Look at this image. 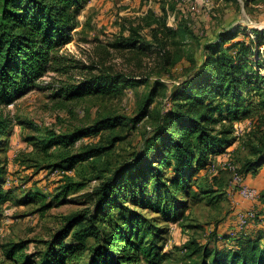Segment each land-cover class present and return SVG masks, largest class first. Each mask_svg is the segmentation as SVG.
Returning <instances> with one entry per match:
<instances>
[{"label":"rangeland","instance_id":"obj_1","mask_svg":"<svg viewBox=\"0 0 264 264\" xmlns=\"http://www.w3.org/2000/svg\"><path fill=\"white\" fill-rule=\"evenodd\" d=\"M87 4L91 6L80 12L71 40L57 51L56 67H64V71L46 73L24 96L7 106L13 116V141L6 154L0 153L7 170L4 189L10 190L0 207V264H39L46 242L64 226L66 217L93 209V193L105 177L142 152L157 118L149 112L135 126L125 123L101 130L68 149L53 146L43 151L46 131L63 135L103 117H133L155 83L159 89L150 96L155 101L150 111L154 106H168L169 91L192 68L206 43L235 30L238 39L248 40L243 33L252 37L253 31L264 28V0H90ZM130 28L136 29L137 38L145 39L146 44L130 47L119 43L113 47L112 43L128 37ZM165 28L176 36L166 37ZM153 32L160 40L152 38ZM140 45L145 50L139 49ZM106 71L122 73L139 83L115 96L86 95L68 100L64 95H54L62 83H77ZM235 123L239 134L233 147L228 148L230 156L226 161L223 156L198 175L204 187L216 179V200L202 195L188 200L180 194L187 204L178 222H171L156 210L157 196L149 184L145 197L127 193L120 200L122 207L110 208L113 222L133 218L129 225L140 232L141 243L154 242L157 252L165 254L160 264H200L202 256L195 252L192 241L212 249L228 245L233 238L263 231L256 227L264 224V166L254 176L243 178L244 185L257 190L256 200L243 199L239 187L230 185L235 173H242L244 161L264 147V108L255 105L247 119ZM87 147H104L106 152L79 161L65 170L68 174L62 173L64 168L55 167L65 151L75 155ZM225 163L236 167L235 171L225 168ZM68 180L76 184L61 197ZM80 183L83 186L75 188ZM30 190L40 191L43 197L32 200ZM240 210L255 215L243 228L236 219ZM149 227L156 229L155 238ZM251 229L258 230L251 233ZM13 244L22 250L9 256L7 250Z\"/></svg>","mask_w":264,"mask_h":264},{"label":"trees","instance_id":"obj_2","mask_svg":"<svg viewBox=\"0 0 264 264\" xmlns=\"http://www.w3.org/2000/svg\"><path fill=\"white\" fill-rule=\"evenodd\" d=\"M89 1L0 0V153L6 154L12 142L13 116L7 106L24 96L46 73L64 71V67H56L57 51L71 40L78 16ZM164 32L166 37L176 36L171 29L165 28ZM238 33L226 31L203 46L192 68L169 91L168 106H154L150 111L155 103L150 96L159 89L155 83L133 117H103L63 135L45 132L43 151L53 146L68 149L101 130L125 123L135 126L149 112L157 118L142 152L105 177L93 193V209L66 217L64 226L46 242L39 264H160L165 254L157 252L154 242L141 243L140 232L129 225L133 218L113 222L110 208L122 207L120 200L127 193L145 197L149 184L157 196L156 210L171 222H178L187 204L180 194L188 200L199 195L216 200V179L204 187L198 175L207 172L216 158L224 156L226 161L230 156L228 148L236 137L234 122L247 119L255 105L264 108V28L253 31L252 37L243 33L248 40L238 39ZM156 35L153 32L152 38L160 40ZM137 37L136 29L130 28L128 37L112 45L146 44L145 39ZM138 83L122 73L106 71L77 83H62L54 95H64L68 100L86 95L115 96ZM65 152L55 167L64 168L62 173L68 174L65 170H71L79 161L99 157L106 149L87 147L75 155ZM263 166L264 147L254 150L253 158L244 161L242 173H237L243 179L248 174L254 176ZM6 173L0 157V207L10 195V190L4 189ZM74 184L68 180L60 196L68 194ZM75 186L80 189L83 184ZM28 196L34 200L43 193L30 190ZM149 230L155 238L156 229ZM229 242L212 249L196 241L191 245L202 256L200 264H264V228ZM21 250L20 245L13 244L7 253L16 256Z\"/></svg>","mask_w":264,"mask_h":264},{"label":"built area","instance_id":"obj_3","mask_svg":"<svg viewBox=\"0 0 264 264\" xmlns=\"http://www.w3.org/2000/svg\"><path fill=\"white\" fill-rule=\"evenodd\" d=\"M238 124L235 125V133L238 135ZM225 166V168H228V169H232L233 171H235V167L231 164H223ZM232 185H230L231 188H235L239 187V190H238V193L239 195L245 199V200H248V201H253V200H256L257 199V190L250 187V186H247V185H244L243 184V179L242 177L238 174V173H235L234 177H233V182L231 183ZM257 196V197H256ZM254 212L250 211V210H247V211H238L236 213V219H237V223L239 225L240 228H243L244 226H246L253 218H254Z\"/></svg>","mask_w":264,"mask_h":264},{"label":"crops","instance_id":"obj_4","mask_svg":"<svg viewBox=\"0 0 264 264\" xmlns=\"http://www.w3.org/2000/svg\"><path fill=\"white\" fill-rule=\"evenodd\" d=\"M89 6H91V5L87 4V5L84 7V9H83L81 12H82V13H83V12H85V11H86V8H88ZM79 17H80V16H79ZM12 141H13V140H12ZM231 147H233V146H231ZM230 151H231V149H230ZM220 159H221V157H220V158H217V159H215V160H214V163H216V162H219V160H220ZM263 225H264V224H262V225H258L256 228H258V229L264 228V226H263ZM258 229H257V230H258ZM251 230H252V231H251ZM251 230H250V231H251V233H253V232H256V231H257V230L255 231V229H254V230H253V229H251Z\"/></svg>","mask_w":264,"mask_h":264}]
</instances>
